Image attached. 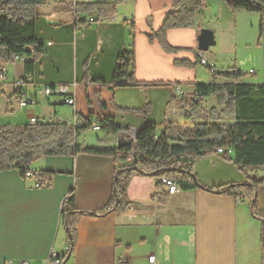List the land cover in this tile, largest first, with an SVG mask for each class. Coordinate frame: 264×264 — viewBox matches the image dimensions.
<instances>
[{"label": "crops", "instance_id": "crops-1", "mask_svg": "<svg viewBox=\"0 0 264 264\" xmlns=\"http://www.w3.org/2000/svg\"><path fill=\"white\" fill-rule=\"evenodd\" d=\"M84 2L78 0V4ZM72 4L69 0L42 2L36 33L46 52L31 72L26 71L25 60L21 68L19 60L7 63L9 83L0 86V114L17 115V120L0 121V125L25 124L32 116L45 123L72 121L68 125L80 129L76 133L80 144L91 147L127 144L115 141L121 133H128L122 139L130 143L135 130L149 123L159 124L161 131L168 129L173 138L180 139L190 131L186 110L192 111L198 102L197 84L222 81L219 73L234 70L242 72V82L264 83L259 13L232 9L225 0H203L193 26L168 30L169 44L178 49L168 52L149 36L175 10L174 0H129L119 4L116 16L101 20ZM92 17L97 20L91 22ZM203 28L212 29L216 39L205 52L217 70L210 79L202 77L207 70L198 63V35ZM131 49L136 51L138 85L109 87L119 55ZM74 61L77 75L72 84L63 77H70ZM27 74L34 76L38 86L24 87L30 96L39 94L43 84L66 83L74 86L75 104L65 103L62 95H40L38 103L21 107L20 91L11 83ZM148 106L146 115L121 111ZM108 117L130 128L117 133L85 128L89 122L104 128L100 121ZM95 131L105 133L88 137ZM233 160L234 155L215 152L193 160L192 166L206 188L264 177V168L244 173ZM133 161L122 155L88 152L45 156L31 164L43 172L41 186L19 170L0 171V264L10 260L46 264L52 255L64 257L65 264H264V219L253 213L248 199L179 185L177 192L170 193L162 179L135 173L122 178L130 206L104 211L115 192L118 170ZM72 190L75 208L83 212L74 237L62 214ZM257 203L264 211V183L257 187Z\"/></svg>", "mask_w": 264, "mask_h": 264}, {"label": "trees", "instance_id": "trees-1", "mask_svg": "<svg viewBox=\"0 0 264 264\" xmlns=\"http://www.w3.org/2000/svg\"><path fill=\"white\" fill-rule=\"evenodd\" d=\"M129 0L115 2H84L76 9L86 15L95 14L99 19L114 17L118 6ZM232 9H243L259 13L262 17L261 33H264V0H225ZM41 0H0V61L14 62L16 55H23L25 69L31 72L35 62L46 52V46L39 40L36 25L42 15ZM203 0H174L175 10L168 13L163 27L153 32L150 41L157 40L168 52H177L167 39V32L174 28L194 25L196 15ZM73 5V4H72ZM72 8V6H71ZM178 64H183L178 62ZM192 66L190 63H186ZM197 65V64H196ZM195 65V66H196ZM136 51L125 50L118 57L117 67L109 87L138 85L135 77ZM222 81L199 83L196 85L203 100L214 96L216 104L206 108L201 102H194L192 114L196 119V129L186 131L183 138L174 141L168 129L161 131L157 123H149L139 129L136 140L114 147H91L73 144V138L80 131L67 123H25L0 125V171L16 169L24 174L34 161L45 156L72 155L78 152L102 155L124 156L134 153L131 165L122 168L115 183V192L104 211L130 206L127 201L123 176L135 173L151 174L159 179L169 178L183 188L203 187L196 182L192 161L210 156L218 148L232 147L234 163L247 173L249 168L264 167V83L240 81L243 76L238 70L218 74ZM98 82L106 84L103 80ZM126 113L146 115L150 107L130 110ZM229 120V121H226ZM104 128L114 133L129 126L116 124L108 117L100 121ZM89 122L87 128H91ZM138 167V169H136ZM198 180V179H197ZM250 182L233 183L221 187L206 188L212 192L224 193L248 199L253 204L255 215L264 219L257 203V187L264 183V177L250 178ZM252 184V185H251ZM161 185V183H160ZM63 217L69 233L75 236L76 226L83 212L75 208V191L64 200Z\"/></svg>", "mask_w": 264, "mask_h": 264}, {"label": "built area", "instance_id": "built-area-1", "mask_svg": "<svg viewBox=\"0 0 264 264\" xmlns=\"http://www.w3.org/2000/svg\"><path fill=\"white\" fill-rule=\"evenodd\" d=\"M45 1V0H41ZM55 1H66V0H55ZM76 6L78 4V0H69ZM85 2H90L92 0H84ZM97 19L95 17H92L90 19L91 22L96 21ZM198 63L199 65H203L209 69L211 74L216 75L217 70L209 64L207 56L204 51L198 50ZM26 59L25 56L23 55H16L14 60H22L24 61ZM252 70L251 72H253ZM8 74H7V63L0 61V86L8 84ZM14 88L18 89L20 91V96H19V104L21 107H27L30 105H34L38 103V97L41 95L43 97H51L53 95H62L65 96V103L74 105L76 102V98L74 97V91L71 84H66V83H58V84H43L39 86L38 88V93L33 96H30L27 92H25L23 89L26 86H35L38 87L36 84V80L33 75L27 74L22 77L16 78L12 81L11 83ZM195 100H201V94L199 91L196 90L195 92ZM76 120V117H75ZM29 122L31 123H37L40 122L39 118L37 116H32L30 117ZM62 122V121H61ZM64 123V122H62ZM72 121H68L67 124H72ZM93 130H100L101 125L98 122H93L91 125ZM196 129V124L190 126L189 130L194 131ZM216 152L220 155L223 156H233L234 155V150L232 147H223V148H218ZM134 158V153H131L130 159ZM23 176L25 178H35L36 179V185L41 186L42 185V177H43V172H40L36 168L32 167L29 165L27 169L25 170ZM162 184L167 186L169 188L170 193H175L179 190L178 185L172 181L169 178H162L161 180ZM155 256L150 257V261L154 262ZM6 264H16L14 261L10 260ZM20 264H31L28 261H23ZM46 264H65V258L62 256L58 255H52L46 262Z\"/></svg>", "mask_w": 264, "mask_h": 264}, {"label": "rangeland", "instance_id": "rangeland-1", "mask_svg": "<svg viewBox=\"0 0 264 264\" xmlns=\"http://www.w3.org/2000/svg\"><path fill=\"white\" fill-rule=\"evenodd\" d=\"M240 52L239 53H241L242 54V56H244V52H245V50H239ZM250 52L248 51L246 54H249ZM73 58H74V56H73ZM199 59V58H198ZM199 61V60H198ZM201 67H203L204 69H206L207 70V72H204L203 74H202V77H204L205 79H210V78H212V75L213 74H211V72L209 71V69L207 68V67H205V66H203V65H200ZM17 67H19V68H21L22 67V62H21V60H19V61H17ZM262 63L261 64H259V70H262ZM76 75H77V70H76V68H75V61H74V65H72V69H71V75H70V77H63L64 78V80L65 81H71L70 83H75V77H76ZM215 81H218V79H214ZM201 104L203 105V106H205L206 108H211L213 105H215L216 104V99H215V97L214 96H210V97H208V98H206L205 100H203L202 102H201ZM1 116H0V121H4V122H2V123H5V121H16L17 120V115L15 116V115H10V113L9 114H7V113H1L0 114ZM189 116L191 117V118H189ZM186 117H188V119H189V124H190V126H192V125H194V124H196V119H195V116L192 114V111L190 110H186ZM226 121H229V120H227L226 119ZM101 129H105V128H102L101 127ZM100 129V130H101ZM105 133V131H98V132H92V133H88L87 135H88V137H90V138H96L97 136H99V135H103ZM128 133H121V134H119V135H116L115 136V141L117 140V141H119L120 143H128V141H124V139H122V136L123 135H127ZM178 140V138L176 137V136H174V141H177ZM81 143V140L79 139V136H76L75 135V137L73 138V144H80ZM85 144V143H84ZM254 168H256V169H258V168H260V167H254ZM262 168H264V167H262ZM254 172H256V171H254Z\"/></svg>", "mask_w": 264, "mask_h": 264}, {"label": "water", "instance_id": "water-1", "mask_svg": "<svg viewBox=\"0 0 264 264\" xmlns=\"http://www.w3.org/2000/svg\"><path fill=\"white\" fill-rule=\"evenodd\" d=\"M215 43H216V39H215L214 31L210 28H203L201 30L200 34L198 35V47H199V49L206 52V51H208L210 46L214 45ZM138 132H139V129L137 128L135 130V135H134V139H133L134 141L136 140ZM136 169H138V167H136ZM119 172H120V170H118V173ZM193 177H194L195 181L198 182L196 174H193ZM118 203H119V201L117 200L116 205L112 208L113 210L116 209ZM253 213H254V211H253Z\"/></svg>", "mask_w": 264, "mask_h": 264}]
</instances>
